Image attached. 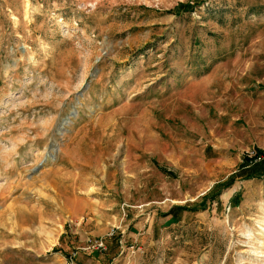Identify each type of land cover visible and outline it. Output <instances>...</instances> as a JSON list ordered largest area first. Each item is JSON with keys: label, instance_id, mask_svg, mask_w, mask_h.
I'll list each match as a JSON object with an SVG mask.
<instances>
[{"label": "rangeland", "instance_id": "rangeland-1", "mask_svg": "<svg viewBox=\"0 0 264 264\" xmlns=\"http://www.w3.org/2000/svg\"><path fill=\"white\" fill-rule=\"evenodd\" d=\"M186 1L0 0V264H264V0Z\"/></svg>", "mask_w": 264, "mask_h": 264}, {"label": "crops", "instance_id": "crops-1", "mask_svg": "<svg viewBox=\"0 0 264 264\" xmlns=\"http://www.w3.org/2000/svg\"><path fill=\"white\" fill-rule=\"evenodd\" d=\"M118 253V251H114L112 253L98 250H93V252L78 251L73 259L76 261L75 264H114L116 257L119 255Z\"/></svg>", "mask_w": 264, "mask_h": 264}, {"label": "trees", "instance_id": "trees-1", "mask_svg": "<svg viewBox=\"0 0 264 264\" xmlns=\"http://www.w3.org/2000/svg\"><path fill=\"white\" fill-rule=\"evenodd\" d=\"M201 0H196V1H186V2H180L179 6H177L176 9L184 12L185 10H193L196 5L200 2ZM263 163L260 162V164L258 166H261ZM264 175V167H256V170L253 171L252 174H250V176H261ZM236 201H239V198L236 199ZM180 208H184V209H188V210H192L195 211L197 209V207L194 208H189L187 206H180Z\"/></svg>", "mask_w": 264, "mask_h": 264}, {"label": "built area", "instance_id": "built-area-1", "mask_svg": "<svg viewBox=\"0 0 264 264\" xmlns=\"http://www.w3.org/2000/svg\"><path fill=\"white\" fill-rule=\"evenodd\" d=\"M262 157H264V153L262 154ZM113 233L114 232H112L111 234H113ZM86 247L90 250H95V249L105 250V249H107V242H106L105 238H103V237H96V238H94V241H92V243L88 244ZM130 247H134V245L130 246ZM133 250H134V248H133ZM76 254H77V250H76V252L75 251L73 252L71 257H74Z\"/></svg>", "mask_w": 264, "mask_h": 264}, {"label": "bare ground", "instance_id": "bare-ground-1", "mask_svg": "<svg viewBox=\"0 0 264 264\" xmlns=\"http://www.w3.org/2000/svg\"><path fill=\"white\" fill-rule=\"evenodd\" d=\"M263 222H264V219H263ZM263 228H264V226H263ZM249 235L251 237L252 234H249ZM263 245H264V241H262V240H260V242H257V245L256 246H253L252 245V247L254 248L253 249V252H255V255L257 257H264V251L261 248L260 249H257L258 246H263ZM263 260H264V258H263Z\"/></svg>", "mask_w": 264, "mask_h": 264}]
</instances>
